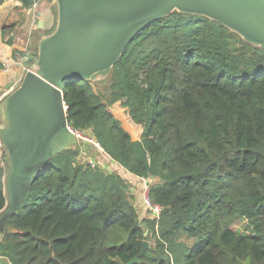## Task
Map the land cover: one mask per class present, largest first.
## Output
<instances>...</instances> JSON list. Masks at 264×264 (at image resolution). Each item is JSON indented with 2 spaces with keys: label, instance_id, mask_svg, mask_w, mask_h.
<instances>
[{
  "label": "trees",
  "instance_id": "1",
  "mask_svg": "<svg viewBox=\"0 0 264 264\" xmlns=\"http://www.w3.org/2000/svg\"><path fill=\"white\" fill-rule=\"evenodd\" d=\"M62 91L68 125L147 180V198L161 212L140 219L124 178L77 162L79 148L66 150L45 163L5 221L2 259L264 264L262 49L211 19L174 12L140 30L104 80H68ZM4 174L0 168V213ZM144 241L153 245L140 255Z\"/></svg>",
  "mask_w": 264,
  "mask_h": 264
},
{
  "label": "water",
  "instance_id": "2",
  "mask_svg": "<svg viewBox=\"0 0 264 264\" xmlns=\"http://www.w3.org/2000/svg\"><path fill=\"white\" fill-rule=\"evenodd\" d=\"M55 4L53 31L41 38L36 55L24 61L27 70L20 84L5 87L11 91L0 104L5 116L0 139L8 160L0 242L7 233L5 221L19 210L40 169L79 143L68 129L65 81L104 80L132 38L173 10L211 19L264 51V0H55ZM148 246L142 243L140 255Z\"/></svg>",
  "mask_w": 264,
  "mask_h": 264
},
{
  "label": "crops",
  "instance_id": "3",
  "mask_svg": "<svg viewBox=\"0 0 264 264\" xmlns=\"http://www.w3.org/2000/svg\"><path fill=\"white\" fill-rule=\"evenodd\" d=\"M52 13L55 14L54 20ZM39 22L42 23L41 29ZM55 25V0H35L31 8H24L20 2L15 0H7L0 6V91L6 90L7 85L15 88L20 84L27 70L24 65L25 60L22 58L35 56L33 53L38 51L41 38L50 34ZM112 113L117 119L116 113H119V117L125 120L123 108L116 106ZM122 119L118 120L122 123ZM132 140H136V135ZM76 148L80 149L77 162L93 164L106 175L116 173L126 181L129 180L130 187H134L138 181H143L148 186V181L130 175L120 165L113 162L103 149L85 148L79 142L74 149L68 150ZM179 240L186 243V246L192 245V240L180 238ZM0 264L9 263L0 257Z\"/></svg>",
  "mask_w": 264,
  "mask_h": 264
},
{
  "label": "built area",
  "instance_id": "4",
  "mask_svg": "<svg viewBox=\"0 0 264 264\" xmlns=\"http://www.w3.org/2000/svg\"><path fill=\"white\" fill-rule=\"evenodd\" d=\"M27 58L23 57L22 60H26ZM13 89V86L12 88ZM11 89H6L4 91H0V102L5 99L8 94L10 93ZM69 131L75 135L77 137V139L79 140L80 143H85V144H89L92 145L93 147H95L96 149L101 150V146L100 144L96 141V139L90 134H84L76 129L71 128L70 126L68 127ZM92 167L94 166L93 164L91 165ZM0 168L3 169L4 171V176L6 175L7 171H8V160L6 157V153H5V148L3 146V143L0 139ZM147 193H148V186L145 187L144 189V198H143V203L145 205V207L150 211V215L152 216V218H158L160 212H161V208L153 205L149 199L147 198Z\"/></svg>",
  "mask_w": 264,
  "mask_h": 264
},
{
  "label": "rangeland",
  "instance_id": "5",
  "mask_svg": "<svg viewBox=\"0 0 264 264\" xmlns=\"http://www.w3.org/2000/svg\"><path fill=\"white\" fill-rule=\"evenodd\" d=\"M174 12H178V10H173L170 13V15L173 14ZM52 15H53V20H54L55 19V14L52 13ZM56 18H57V15H56ZM116 116L118 117V119H122V117H119L120 116L119 113H116ZM4 117L5 116L1 113V110H0V121L4 122ZM121 121H122V125L125 128V130H127V132H129L131 137L134 139V137L136 135L135 134V129L133 127H129V125L127 124V122L125 120L122 119ZM143 180L145 181V179H143ZM130 186H131V184H130ZM145 187H146V185L144 184L143 181H138L137 184L134 187H129V191H128V193L133 195V197H134V201H135L134 204H135L136 208L138 209L140 219H142L144 217L145 218L146 217L152 218V216L150 215L151 214L150 211L145 207V205L143 203ZM148 244H149L148 248H150L153 245V242L152 241L148 242ZM169 258H170V256H169Z\"/></svg>",
  "mask_w": 264,
  "mask_h": 264
}]
</instances>
